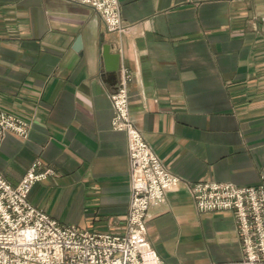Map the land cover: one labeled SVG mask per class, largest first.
Returning <instances> with one entry per match:
<instances>
[{"label": "crops", "instance_id": "1", "mask_svg": "<svg viewBox=\"0 0 264 264\" xmlns=\"http://www.w3.org/2000/svg\"><path fill=\"white\" fill-rule=\"evenodd\" d=\"M108 31L90 6L0 0V108L29 123L5 131L0 173L17 185L32 163L53 174L27 199L56 219L120 234L130 200L126 136L111 128L110 92L131 75L129 109L179 182L146 213V238L165 264L242 257L229 210L200 213L196 181L255 185L264 165V0H118ZM116 72L105 71L103 47Z\"/></svg>", "mask_w": 264, "mask_h": 264}, {"label": "built area", "instance_id": "2", "mask_svg": "<svg viewBox=\"0 0 264 264\" xmlns=\"http://www.w3.org/2000/svg\"><path fill=\"white\" fill-rule=\"evenodd\" d=\"M92 7L108 31L124 24L118 0H67ZM260 22L264 28V15ZM132 75L121 69L110 92V125L126 136L130 200L125 228L120 234L91 232L60 224L28 202L31 187L53 174L36 172L31 164L17 185L0 173V264H165L146 238V213L174 188L179 177L170 172L143 138L129 109ZM29 123L0 108V140L5 131L26 137ZM198 212L229 210L237 223L242 257L212 264H264V165L255 185L196 181L189 186Z\"/></svg>", "mask_w": 264, "mask_h": 264}, {"label": "water", "instance_id": "3", "mask_svg": "<svg viewBox=\"0 0 264 264\" xmlns=\"http://www.w3.org/2000/svg\"><path fill=\"white\" fill-rule=\"evenodd\" d=\"M102 54H103V58H104V61H105V71H108V72H116L118 70V65H115V64H111L109 63V60H110V53H109V48H108V45H105L103 47V51H102Z\"/></svg>", "mask_w": 264, "mask_h": 264}]
</instances>
